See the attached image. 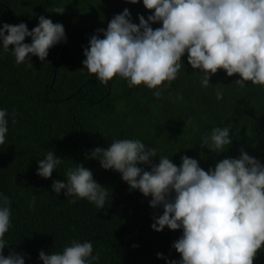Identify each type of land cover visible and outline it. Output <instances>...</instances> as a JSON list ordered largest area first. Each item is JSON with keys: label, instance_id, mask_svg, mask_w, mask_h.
Here are the masks:
<instances>
[{"label": "trees", "instance_id": "trees-1", "mask_svg": "<svg viewBox=\"0 0 264 264\" xmlns=\"http://www.w3.org/2000/svg\"><path fill=\"white\" fill-rule=\"evenodd\" d=\"M56 7H65L64 13H54ZM125 8L137 24L140 15L147 19L153 14L142 0L135 5L126 0H0V26L25 23L31 31L39 16H45L62 24L66 36V42L49 49L44 62L30 55L32 66L17 65L10 52L0 49V109L9 113L6 141L0 145V194L10 198L12 212L5 256L14 251L25 256V264H43L40 251L62 252L77 240L93 244V255L100 256L94 264L180 261L172 245L182 229L153 231V218L162 215V208L153 210L151 197L131 190L118 172L104 170L98 160L87 158L95 148H106L116 139H138L156 149L153 164L166 156L179 167L187 155L205 171L214 170L222 159L239 158L241 149L264 164V88L251 82L240 88L234 83L240 77H228L223 70L204 88L202 73L193 74L187 53L182 57L184 68L161 99L144 85L129 88L119 77L102 85L83 68L90 37L106 30ZM25 43L30 44L31 38L26 37ZM217 88L223 90L221 100L216 98ZM229 123L233 142L225 152L201 147L205 133ZM49 150L64 161L51 178L44 179L36 174L38 160ZM75 163L91 170L94 180L110 190L103 209L87 200L70 203L74 197L52 191L53 181L66 183V170ZM158 253L164 258L158 259ZM254 264H264V247Z\"/></svg>", "mask_w": 264, "mask_h": 264}, {"label": "clouds", "instance_id": "clouds-1", "mask_svg": "<svg viewBox=\"0 0 264 264\" xmlns=\"http://www.w3.org/2000/svg\"><path fill=\"white\" fill-rule=\"evenodd\" d=\"M126 2L135 5L140 0ZM142 3L153 13L147 19L140 15L139 23H134L125 8L113 16L106 30H97L84 49L83 68L102 85L119 77L129 88L144 85L161 99L184 68L182 57L187 53L193 74L197 70L202 73L200 84L204 88L220 70L228 77L238 75L240 79L234 83L240 88L246 82L264 88V0ZM64 11L65 7L53 10L56 14ZM157 23L162 26L153 29L151 25ZM26 37L31 38L30 44L25 43ZM61 42H66L64 26L45 16H39L38 25L31 31L25 23L0 26V49L10 52L17 65L28 62L32 66L30 55L44 62L49 49ZM216 98L223 99L222 89L217 88ZM8 116L6 109H0V145L6 141ZM12 123H16L14 114ZM231 128V123L212 128L210 134L201 137V147L218 154L225 152L233 142ZM156 157V149L138 139H116L87 156L98 160L104 170L118 172L131 190L151 197L150 208H162V215L153 218V231L182 229V236L172 245L181 259L167 264H254L264 247V164L243 149L239 158L222 159L214 170L207 171L187 155L181 157L179 167L166 156L153 164ZM63 161L49 150L44 159L38 160L36 174L49 179ZM138 165H147L151 170ZM65 175L66 183L52 182L54 193L59 195L63 190L65 197H74L70 203L87 200L104 208L110 190L94 180L91 170L75 163ZM35 200L33 196L32 205ZM10 206V198L0 194V264H25L23 254L10 251L4 255L9 246L5 234L11 227ZM157 258L164 257L158 253ZM39 259L43 264H94L100 256L93 255L90 241L73 240L62 252L40 251Z\"/></svg>", "mask_w": 264, "mask_h": 264}]
</instances>
